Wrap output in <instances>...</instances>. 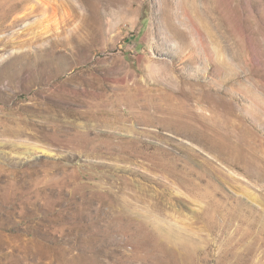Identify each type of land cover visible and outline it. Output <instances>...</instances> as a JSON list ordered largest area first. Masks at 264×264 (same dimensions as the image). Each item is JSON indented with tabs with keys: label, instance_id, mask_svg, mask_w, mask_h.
I'll return each mask as SVG.
<instances>
[{
	"label": "rangeland",
	"instance_id": "rangeland-1",
	"mask_svg": "<svg viewBox=\"0 0 264 264\" xmlns=\"http://www.w3.org/2000/svg\"><path fill=\"white\" fill-rule=\"evenodd\" d=\"M0 264H264V0H0Z\"/></svg>",
	"mask_w": 264,
	"mask_h": 264
}]
</instances>
